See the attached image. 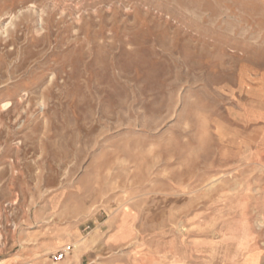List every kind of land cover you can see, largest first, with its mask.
Listing matches in <instances>:
<instances>
[{"label":"rangeland","instance_id":"1","mask_svg":"<svg viewBox=\"0 0 264 264\" xmlns=\"http://www.w3.org/2000/svg\"><path fill=\"white\" fill-rule=\"evenodd\" d=\"M0 264H264V0H0Z\"/></svg>","mask_w":264,"mask_h":264},{"label":"bare ground","instance_id":"2","mask_svg":"<svg viewBox=\"0 0 264 264\" xmlns=\"http://www.w3.org/2000/svg\"><path fill=\"white\" fill-rule=\"evenodd\" d=\"M8 105V104H7ZM2 106H3V104H2ZM6 106V104H4V107Z\"/></svg>","mask_w":264,"mask_h":264}]
</instances>
